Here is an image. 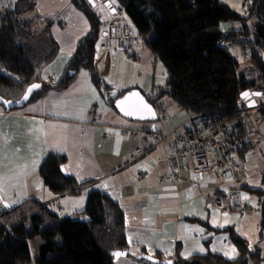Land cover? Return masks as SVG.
Masks as SVG:
<instances>
[{
	"label": "trees",
	"instance_id": "1",
	"mask_svg": "<svg viewBox=\"0 0 264 264\" xmlns=\"http://www.w3.org/2000/svg\"><path fill=\"white\" fill-rule=\"evenodd\" d=\"M114 1L127 18L118 23H128L142 41L116 51L144 47L165 69L166 81L153 98L133 88L115 92L95 70L97 52L107 51L98 47L106 27L100 32L104 21L96 0H70L89 28L78 40L56 84L38 77L59 50L50 31L52 20L36 13V0H15L12 7L0 8V98L19 100L29 85L41 84V89L29 97L28 105L47 90L67 88L83 70L109 107H115L120 97L132 94L151 105L166 96L182 110L226 124L230 136L242 143L243 158L253 144L247 141V123L238 116L244 105L242 94L264 92V0H243L242 13L222 0ZM221 23L232 27L223 30ZM66 162L65 155L49 153L38 169L43 185L55 196L81 191L82 184L63 173ZM242 188L257 197L258 242L250 244L233 228H224L238 252L237 260L223 261L212 253L183 258L177 247L174 264H264V191L248 185ZM56 205V201L39 204L35 210L20 214H16L20 205L11 209L0 205V264H114L113 254L127 251L123 209L109 195L88 193L82 210L71 217L62 216L61 210L54 209ZM9 216L16 218L4 225L3 220ZM154 257L161 260L160 255Z\"/></svg>",
	"mask_w": 264,
	"mask_h": 264
},
{
	"label": "crops",
	"instance_id": "2",
	"mask_svg": "<svg viewBox=\"0 0 264 264\" xmlns=\"http://www.w3.org/2000/svg\"><path fill=\"white\" fill-rule=\"evenodd\" d=\"M14 2L0 0V8H10ZM96 4L104 21L101 31L110 23L127 21L114 0H96ZM36 13L52 20L50 31L59 47L38 77L56 84L78 40L87 33L88 22L70 0H36ZM94 66L115 92L133 88L153 98L166 81L165 69L144 47L124 53L97 52ZM129 98L124 107L132 110V115H125L117 104L107 106L89 74L82 70L65 89L47 90L39 100L15 111L0 108V205H9L6 209L20 205L28 211L56 201L71 217L82 210L77 209L80 203L70 200L72 197L85 202L88 193L98 191L117 201L124 213L128 246L126 255L119 256L114 264H146L139 259L145 254L160 255L161 260L174 264L177 247L183 258L212 253L223 261L237 260L238 252L229 234L222 230L233 228L254 244L260 215L256 197L245 189L238 191L242 206L251 210L249 214L216 209L213 200L221 182L188 167L172 178L165 141L150 152L149 158L129 161L138 145L135 134L184 129L183 124L194 117L166 96L156 105L145 103L151 111L140 106L136 95ZM148 143L146 140L144 145ZM49 153L67 157L62 171L82 184L79 194L55 196L43 185L38 169Z\"/></svg>",
	"mask_w": 264,
	"mask_h": 264
},
{
	"label": "built area",
	"instance_id": "3",
	"mask_svg": "<svg viewBox=\"0 0 264 264\" xmlns=\"http://www.w3.org/2000/svg\"><path fill=\"white\" fill-rule=\"evenodd\" d=\"M140 40L128 23L121 22L106 26L98 47L100 50L119 51ZM248 113L244 107L239 109L241 122L245 121V114ZM193 118L195 123L188 125L182 133L177 130L169 133L145 130L135 134L138 145L129 156V161L149 158L150 152L165 141L170 176L178 177L184 167L196 174L216 176L221 185L214 197L213 206L220 211L230 212L239 206V199L230 183H241L242 180L243 171L237 156L242 143L230 136L226 124L204 115H195ZM146 140L149 143L144 145Z\"/></svg>",
	"mask_w": 264,
	"mask_h": 264
},
{
	"label": "rangeland",
	"instance_id": "4",
	"mask_svg": "<svg viewBox=\"0 0 264 264\" xmlns=\"http://www.w3.org/2000/svg\"><path fill=\"white\" fill-rule=\"evenodd\" d=\"M222 1L225 4H227L228 6H230L232 9H234L235 11L240 12V13L243 12V9H242L243 0H222ZM118 22L110 23L107 26L118 23ZM252 24H253V19L250 21V27H252ZM234 25L236 27L237 24H234ZM230 27H232V24L221 23V28L223 30H227ZM100 32H101V30H100ZM141 42H142L141 40L136 42L135 46H138L137 44H141ZM107 51L108 52H117V51H111V50H107ZM119 51H121V50H119ZM231 51H232V53H236V51L232 48H231ZM236 58L239 61L240 57L236 56ZM257 93H259V95H257ZM243 102H244V105L242 107H244L245 110H247V112H249L248 114H245L246 117L244 118L245 122L247 123V133L249 136V140H247V141L252 143L253 146L247 148L244 151L243 158H241V156H240V151L242 148L238 149V151H237V156L240 159V164H241V169L243 171V175H242L241 183H239V182L238 183H233V182L230 183L233 192L237 195V197L239 199L238 208H236L230 212H237L238 210H240V212H242L244 214H249L251 212V210L248 206H242L238 191L240 189H243L242 188L243 185H248L249 188L261 189L264 191V92L262 94L260 92H250L249 96L247 98H245L243 100ZM242 107L240 108V110L242 109ZM256 108H258V109H256ZM195 121L196 120L193 118L189 122H186L183 124L184 129L179 127L176 130L178 131L181 129L180 132L182 133V131L185 130L188 125L195 123ZM143 131H145V130H142L141 132H143ZM138 133H140V132H138ZM165 156H166L165 158H167V154H165ZM168 166H169V164H168ZM200 175H203V174H200ZM204 176L216 177L214 175H204ZM245 182L247 184H245ZM256 199H257V197H256ZM70 200H72L73 202L80 203V204H78L77 209H82L84 204H85L84 200L82 201V199L80 197H78V198L72 197ZM66 203H67V198L65 199V201H63V204H66ZM29 204H31V203H27L26 206H28ZM36 208H37V206L35 208H32L31 210H35ZM25 209H26V207H23L21 209L19 208L18 211L16 212V214H18V212L20 214L22 212L24 213V212L30 211V210L26 211ZM54 209L57 212H60V210H61L62 216H66V214L64 212V209H66V208L64 206H62V204L58 203L56 205V207H54ZM16 216L7 217L5 219L6 222H5V220H3L4 225L9 224V222L11 220H14L16 218ZM247 218H249V217H247ZM259 219H260V215H259ZM258 222H259V220H258ZM257 228H258V225H257ZM244 233L246 234V232H244ZM246 237L250 238V236L248 234H246ZM257 237H258V234H257ZM256 242H258V239ZM145 255H147V254H145ZM140 260H144V259H140ZM146 264H153V263L147 262Z\"/></svg>",
	"mask_w": 264,
	"mask_h": 264
},
{
	"label": "water",
	"instance_id": "5",
	"mask_svg": "<svg viewBox=\"0 0 264 264\" xmlns=\"http://www.w3.org/2000/svg\"><path fill=\"white\" fill-rule=\"evenodd\" d=\"M32 85H40V87H39V88H36V89H33L31 93H28L27 90H28ZM40 89H41V84H39V83L31 84V85H29V86L26 88L25 92L23 93V95L21 96V98H20L19 100H16V101H10V100H8V101H10L11 103H5L7 100L0 98V106H2L3 109H5V110L20 109V108H22V107H24V106L26 105V103H27L29 97H30L34 92L39 91ZM26 94L28 95V99L25 100V99H24V96H25ZM5 205H7V204H3V206H4L5 208H7V206H5ZM79 219H80L81 221H85V220H86L85 218H79ZM123 253H124V256H125V255H126V252H123ZM114 259H115V261H116V260L118 259V257H117V256H114ZM139 259H144V260H146L147 262H150V263H153V264H172V261H170V260H159L158 258L153 257V256H149V255H142V256L139 257Z\"/></svg>",
	"mask_w": 264,
	"mask_h": 264
},
{
	"label": "snow or ice",
	"instance_id": "6",
	"mask_svg": "<svg viewBox=\"0 0 264 264\" xmlns=\"http://www.w3.org/2000/svg\"><path fill=\"white\" fill-rule=\"evenodd\" d=\"M91 2V0H90ZM40 85H32L27 91L28 93H31L33 89H36V88H39ZM133 96H135L136 94H132ZM244 96V98H247L249 96V93L245 92L242 94ZM257 95H259V93H257ZM24 99H28V95L26 94L24 96ZM129 97H126L125 100L123 101H118L117 102V106L121 108L122 111L125 112V115H132L133 114V111L132 110H126L124 105L129 101ZM5 103H11L10 101H6ZM140 106H142L143 108L147 109L148 111H151V109L148 108V106L146 104H143V101H140ZM130 107L132 108H136L137 106L136 105H131ZM0 187H2V183H0ZM5 206H9V205H5ZM232 252H235V249H232ZM114 256H122L124 255V253H120V252H117V253H114L113 254Z\"/></svg>",
	"mask_w": 264,
	"mask_h": 264
}]
</instances>
